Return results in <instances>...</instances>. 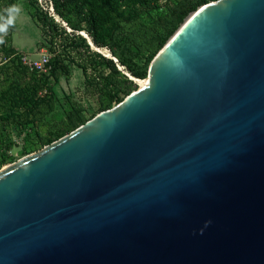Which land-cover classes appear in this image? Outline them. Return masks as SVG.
Segmentation results:
<instances>
[{
	"label": "water",
	"instance_id": "water-1",
	"mask_svg": "<svg viewBox=\"0 0 264 264\" xmlns=\"http://www.w3.org/2000/svg\"><path fill=\"white\" fill-rule=\"evenodd\" d=\"M146 79L0 171V264H264V0L200 7Z\"/></svg>",
	"mask_w": 264,
	"mask_h": 264
},
{
	"label": "trees",
	"instance_id": "trees-1",
	"mask_svg": "<svg viewBox=\"0 0 264 264\" xmlns=\"http://www.w3.org/2000/svg\"><path fill=\"white\" fill-rule=\"evenodd\" d=\"M212 1L219 0H180L138 23L142 12L150 13L158 7L156 0H51L54 12L66 21L71 31L56 22L48 9H40L33 18L53 46L55 78L69 77L72 65L82 70L85 85L97 97V114H100L137 90V80L147 78L152 61L185 20ZM13 4L17 5V0H0V16ZM80 32L88 34L86 38L96 48L111 52L117 62L92 49ZM4 35L0 36L4 40L0 44L2 51L6 47ZM102 66L108 71H101ZM40 75L38 70L23 64L14 67L11 74L6 73L0 89V149L13 124L33 126L39 145L46 147L92 120L82 103L71 101L65 118L50 122L48 117L56 111L57 98L52 92L39 95ZM5 162L6 158L1 156L0 166Z\"/></svg>",
	"mask_w": 264,
	"mask_h": 264
},
{
	"label": "rangeland",
	"instance_id": "rangeland-1",
	"mask_svg": "<svg viewBox=\"0 0 264 264\" xmlns=\"http://www.w3.org/2000/svg\"><path fill=\"white\" fill-rule=\"evenodd\" d=\"M179 1L156 0L158 7H155L150 13L142 12L138 23L148 20L152 14H160L162 11L173 7ZM17 5L20 6L21 12L17 16L14 26L8 29L4 35L6 40L5 51L0 50V89L4 83L6 73L11 74L13 68L18 64H23L24 66L33 65L40 62L43 58H48L50 64L39 76L42 83L39 95L46 96L52 92L57 98L56 111L48 117V120L50 122L63 120L66 112L70 109L69 103L71 101L82 103L86 108L88 117L94 119L98 115L97 97L85 85V77L82 70L72 65L69 77L59 75L56 78L54 72H52L54 67L53 59L55 58V54L52 53L53 46L42 35L40 27L33 18V15L40 9H48L51 13V0H17ZM54 15L58 23L63 26V19L55 12ZM68 31H71V29L68 28ZM84 34L88 37V34ZM89 40L91 39L89 38ZM0 49H2L1 46ZM94 50L98 52L100 49L96 48ZM102 50L99 52L107 57L111 56L107 49ZM101 71L107 72L108 70L105 66H102ZM139 89L140 85H137V90ZM45 148L39 145L33 126L11 125L8 128L5 143L0 149V157L4 156L6 158L5 164L0 166V171L38 154Z\"/></svg>",
	"mask_w": 264,
	"mask_h": 264
},
{
	"label": "clouds",
	"instance_id": "clouds-1",
	"mask_svg": "<svg viewBox=\"0 0 264 264\" xmlns=\"http://www.w3.org/2000/svg\"><path fill=\"white\" fill-rule=\"evenodd\" d=\"M5 15L0 16V36L2 34H6L10 26H14L17 16H19L21 12V8L19 5L13 4L7 7L5 10ZM4 40L0 38V44H3Z\"/></svg>",
	"mask_w": 264,
	"mask_h": 264
},
{
	"label": "built area",
	"instance_id": "built-area-1",
	"mask_svg": "<svg viewBox=\"0 0 264 264\" xmlns=\"http://www.w3.org/2000/svg\"><path fill=\"white\" fill-rule=\"evenodd\" d=\"M51 8H52V3H51ZM49 64H50V60L48 58H43L40 62L34 63L33 65L29 64L28 66L30 69H36L40 73H42L47 69Z\"/></svg>",
	"mask_w": 264,
	"mask_h": 264
},
{
	"label": "bare ground",
	"instance_id": "bare-ground-1",
	"mask_svg": "<svg viewBox=\"0 0 264 264\" xmlns=\"http://www.w3.org/2000/svg\"><path fill=\"white\" fill-rule=\"evenodd\" d=\"M84 35H85V34H84ZM85 36H86V35H85ZM89 41H91V40H89ZM90 43H91L92 47H93L94 49H96L95 46H94V44H93V42L91 41ZM97 49H98V48H97ZM99 51H103V50L100 49ZM99 51H98V52H99ZM99 53H101V52H99ZM101 54H103V53H101ZM137 82H138L139 85H140V90H142V89H144V88L149 84L150 79H146V80H137Z\"/></svg>",
	"mask_w": 264,
	"mask_h": 264
}]
</instances>
